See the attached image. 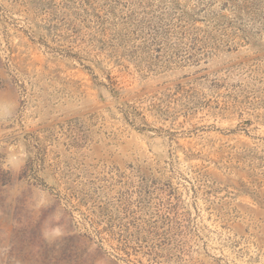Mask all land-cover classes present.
I'll use <instances>...</instances> for the list:
<instances>
[{"label":"rangeland","instance_id":"rangeland-1","mask_svg":"<svg viewBox=\"0 0 264 264\" xmlns=\"http://www.w3.org/2000/svg\"><path fill=\"white\" fill-rule=\"evenodd\" d=\"M0 264H264V0H0Z\"/></svg>","mask_w":264,"mask_h":264}]
</instances>
